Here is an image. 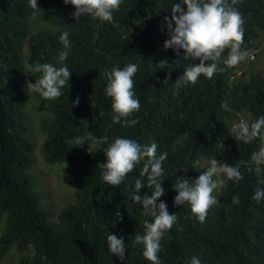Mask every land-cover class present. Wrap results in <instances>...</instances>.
I'll list each match as a JSON object with an SVG mask.
<instances>
[{"label": "trees", "instance_id": "16d2710c", "mask_svg": "<svg viewBox=\"0 0 264 264\" xmlns=\"http://www.w3.org/2000/svg\"><path fill=\"white\" fill-rule=\"evenodd\" d=\"M37 3L33 16L27 0H0V259L15 258L13 264H152L143 245L134 243L143 220L151 219L131 195L143 161L112 186L99 167L107 141L87 150L98 138L123 135L141 143L154 139L158 152L168 153L163 162L166 191L158 199L167 201L177 220L161 239V264H187L193 255L202 264H264V198L257 201L253 195L264 188V164L252 158L260 141L244 142L231 131L241 115L252 120L264 114V72L253 69L243 77L238 64L221 61L224 71L212 78L201 74L196 83L177 90L174 80L187 61L178 63L176 52L163 47V17L171 15L172 0H121L110 21L90 14L76 18L75 6L64 0ZM236 7L245 17L242 48L250 55L264 35V0H238ZM64 29L72 41L66 62L73 72L61 96L44 98L26 88L27 80L39 76L26 72L27 63L54 62ZM161 58L169 61L163 68ZM128 62L138 64L134 87L141 107L134 113L137 124L124 126L111 119L104 69ZM169 72L171 80L165 78ZM77 96L79 103L71 104ZM30 97L43 111L38 125L43 160L61 165L63 178L74 187L73 202L56 214L42 203L30 171L36 150L27 121ZM78 135L86 136L87 144L71 145ZM213 157L246 163L238 183L230 180L214 190L219 202L201 222L187 202L174 203L172 185L183 171L178 165L188 167L185 174L195 178L205 169L200 160ZM143 179L138 191L151 194L147 177ZM109 231L124 236V260L109 251Z\"/></svg>", "mask_w": 264, "mask_h": 264}, {"label": "clouds", "instance_id": "9594fccd", "mask_svg": "<svg viewBox=\"0 0 264 264\" xmlns=\"http://www.w3.org/2000/svg\"><path fill=\"white\" fill-rule=\"evenodd\" d=\"M34 10L40 8L37 0H27ZM65 4L74 5L72 15L80 17L90 14L102 21L113 19L114 10L120 6L121 0H64ZM238 0H172L171 15L163 17L162 28H166L167 38L163 42L164 48H172L176 52L178 63L187 61L183 66V72L174 80L177 90L186 83H196L201 74L212 78L218 71H224L223 65L234 66L249 55L244 43L245 17L238 7ZM63 47L57 51L53 61L27 63L26 72L38 73L35 80H27L26 88L38 92L42 97L55 99L63 94V86L69 84L73 70L66 62L72 48L69 30L60 31L58 36ZM181 49L183 51H181ZM225 49H228L225 56ZM198 58L197 63L192 61ZM169 63L167 58L159 59L160 67ZM138 70V64L134 62L119 64L104 69L106 85L105 95L111 98L113 122H119L124 126L136 125L139 117L134 116L141 107L140 97L135 92L134 75ZM171 80V73L165 77ZM79 96L71 101L78 104ZM236 139L251 142L259 138L260 145L252 153L253 160L259 165L264 164V114L255 119H241L231 129ZM87 137L78 135L71 141V145H84ZM102 140L107 141L102 151L105 160L100 163L101 177L107 185H120L125 181L128 173L143 161L139 176L135 179L134 190L131 195L135 202L143 206V210L151 219L143 220V231L137 232L134 243L143 245L142 252L152 264H161L159 251L161 239L172 228L177 220L175 212H169L167 201L158 199L165 193L163 179L165 169L163 162L168 156L167 152H158L159 144L156 140L141 143L139 140L123 135H117L110 140L107 137L98 138L91 146L87 144V150L93 149ZM199 164V161H194ZM245 161L228 163L210 159L207 167L195 178L186 175L188 167L181 164L177 169H182L177 175L172 187L176 190L174 203L182 205L187 202L197 218L203 222L206 219L211 206L219 202L214 190L226 186L228 182L243 178L240 171ZM66 167V165H65ZM177 172V171H176ZM147 177V185L151 186V194L138 191L145 183L143 177ZM163 177V178H162ZM254 197L257 201L264 198V188H256ZM235 203H239V195L232 197ZM109 251L117 254L124 260L127 254L126 240L124 236L109 231L106 236ZM187 264H202L199 256L193 255Z\"/></svg>", "mask_w": 264, "mask_h": 264}, {"label": "rangeland", "instance_id": "374dc122", "mask_svg": "<svg viewBox=\"0 0 264 264\" xmlns=\"http://www.w3.org/2000/svg\"><path fill=\"white\" fill-rule=\"evenodd\" d=\"M239 74L243 77L253 69H260L264 72V35L257 40V48L250 55L238 63ZM29 134L35 141L36 150L31 173L36 182V188L42 203L56 214L62 207L73 202L74 187L62 176L61 165H49L42 157L41 147L43 134L39 130V120L43 111L39 109L34 98H29L26 106ZM246 116L241 115V119ZM210 160H200V167L206 168ZM15 258L4 257L0 264H13Z\"/></svg>", "mask_w": 264, "mask_h": 264}]
</instances>
